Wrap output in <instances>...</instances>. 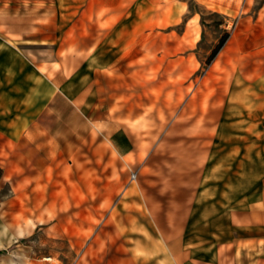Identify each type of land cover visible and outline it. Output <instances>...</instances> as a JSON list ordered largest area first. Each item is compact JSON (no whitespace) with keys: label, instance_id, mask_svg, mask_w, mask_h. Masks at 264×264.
Returning a JSON list of instances; mask_svg holds the SVG:
<instances>
[{"label":"rangeland","instance_id":"obj_1","mask_svg":"<svg viewBox=\"0 0 264 264\" xmlns=\"http://www.w3.org/2000/svg\"><path fill=\"white\" fill-rule=\"evenodd\" d=\"M262 2L0 0V264H193L263 234Z\"/></svg>","mask_w":264,"mask_h":264},{"label":"crops","instance_id":"obj_2","mask_svg":"<svg viewBox=\"0 0 264 264\" xmlns=\"http://www.w3.org/2000/svg\"><path fill=\"white\" fill-rule=\"evenodd\" d=\"M247 1L248 0H243L244 4ZM263 8H264V0L262 2V9ZM25 65H27V63ZM31 70L34 71L35 69L31 68ZM31 70L29 67H27L26 75H28ZM39 88L42 91L39 94V96H36L35 84L33 86L25 87L24 90L25 94L21 100L22 109L20 112L25 113L26 108H29L27 110L28 117H27V126H26L27 129L26 139H27L28 147L43 146L47 144V139H48V135L46 132L47 126L43 124V121L45 120L44 114L46 110L50 109V105L52 103L53 98L57 96L56 91L52 92L51 83L46 82L45 79L43 80L41 86L38 87V89ZM79 99L80 97L77 98L76 100ZM74 101L75 100H73V102ZM69 102L74 108H76L73 102L71 101ZM32 106L33 109L31 110L30 108ZM76 110L78 112L84 113L83 111H79L78 108H76ZM22 122L14 119L10 126L11 129L24 128ZM100 125L101 124H99V126ZM41 131H43V135ZM23 138H25V135H22L19 138L18 143ZM106 141H108L112 146L115 145L112 143L111 137L109 136L108 138H106ZM130 151H131L130 149L126 150L125 152H123V155L124 156L128 155ZM189 242H190V237H189ZM183 244H184L183 240H179V239L176 240L175 245L180 247L178 251L180 252L179 256H183V251H184ZM219 246L221 248L216 247L213 257H209L205 254L203 255L196 254L191 256L190 252H188V260L190 262L193 261L194 262L193 264H228L231 259H232L231 264H264V232L263 234H258V235H252L247 233L242 235L237 234L236 238H233V240L226 241L225 243H221ZM227 246L232 247L230 251L226 249Z\"/></svg>","mask_w":264,"mask_h":264},{"label":"trees","instance_id":"obj_3","mask_svg":"<svg viewBox=\"0 0 264 264\" xmlns=\"http://www.w3.org/2000/svg\"><path fill=\"white\" fill-rule=\"evenodd\" d=\"M228 38H229V34L228 33H225L223 35V37L221 38V40L219 41V43L217 44V46L215 47V49L213 50V52L211 53V55L209 56V58L207 59V62H206L207 65H209L214 60V58L216 57V55L224 47V45H225L226 41L228 40ZM2 177H3V170L0 167V181H1Z\"/></svg>","mask_w":264,"mask_h":264}]
</instances>
